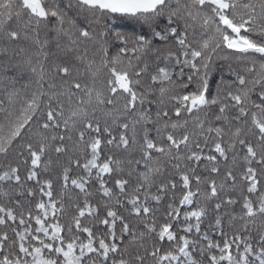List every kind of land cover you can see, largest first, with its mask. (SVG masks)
I'll use <instances>...</instances> for the list:
<instances>
[{
	"label": "snow or ice",
	"instance_id": "snow-or-ice-1",
	"mask_svg": "<svg viewBox=\"0 0 264 264\" xmlns=\"http://www.w3.org/2000/svg\"><path fill=\"white\" fill-rule=\"evenodd\" d=\"M0 264H264V0H0Z\"/></svg>",
	"mask_w": 264,
	"mask_h": 264
}]
</instances>
